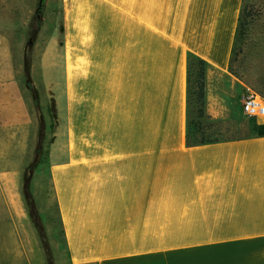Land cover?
Wrapping results in <instances>:
<instances>
[{"label": "crops", "instance_id": "1", "mask_svg": "<svg viewBox=\"0 0 264 264\" xmlns=\"http://www.w3.org/2000/svg\"><path fill=\"white\" fill-rule=\"evenodd\" d=\"M243 3L66 0L65 109L56 101L51 148L64 156L48 170L71 264H264V131L187 139L190 54L206 61V119L243 111L231 70ZM15 64L1 38L0 69ZM6 171L17 231L23 180ZM17 234L0 239V260L32 264Z\"/></svg>", "mask_w": 264, "mask_h": 264}, {"label": "rangeland", "instance_id": "2", "mask_svg": "<svg viewBox=\"0 0 264 264\" xmlns=\"http://www.w3.org/2000/svg\"><path fill=\"white\" fill-rule=\"evenodd\" d=\"M65 3L66 0H44L38 17L39 0H0V25L5 26L0 39L11 44L16 61L14 69H0V170L18 174L23 180L19 182V192L26 216L17 217L15 223H19L17 237L24 241V250L32 264H71L48 170L52 161L64 156L55 146L53 150L56 152L51 153L59 121L58 117H52L50 102L54 97L59 114H63ZM246 4L252 15L236 39L231 70L244 82V87L251 86L264 98V0H246ZM27 67L38 91V104L28 82ZM197 121V104L195 96L190 93L189 124L192 129ZM201 121L205 126L212 124L206 131L218 137L232 138L264 131V116L252 117L243 111L233 120L212 123L204 118ZM27 176H30L29 190L35 216L25 194ZM6 195L4 197L0 192V221L11 222L8 207H12L13 201ZM13 225L14 222L0 228L3 243L12 239L14 234L16 236ZM18 248L20 246H9L13 252ZM18 263L0 260V264Z\"/></svg>", "mask_w": 264, "mask_h": 264}, {"label": "trees", "instance_id": "3", "mask_svg": "<svg viewBox=\"0 0 264 264\" xmlns=\"http://www.w3.org/2000/svg\"><path fill=\"white\" fill-rule=\"evenodd\" d=\"M248 6L249 5L246 4V0H244L240 19H239L236 39L238 37L239 32L244 30V28H246L247 25L249 24L248 19L251 17L252 13L250 10H248L247 8ZM26 73L28 76L29 85L32 90L33 98L36 104H38L39 102L38 101L39 100L38 91L32 83V79H31L28 67L26 68ZM205 75H206V61L194 54H190L188 58V90H189V94L192 93L195 96V103L197 104V118L199 120L194 125L195 129H192V127H190V124H189L190 122L188 121L187 139H188V142L192 144L211 143V142H216V141L226 138V137L213 136L212 135L213 132H207L206 131L207 127H211L212 124L205 126V123L201 121V119L206 118L205 109H204ZM50 111H51L52 117L56 119L57 118V107H56V100L54 97H51ZM211 122L213 123L214 121H211ZM29 187H30V176H27L25 179V194L31 205L32 214H34L35 216V207L31 199V195H30L31 193H30Z\"/></svg>", "mask_w": 264, "mask_h": 264}, {"label": "built area", "instance_id": "4", "mask_svg": "<svg viewBox=\"0 0 264 264\" xmlns=\"http://www.w3.org/2000/svg\"><path fill=\"white\" fill-rule=\"evenodd\" d=\"M242 109L252 117L264 116V98L251 86L245 85L242 95Z\"/></svg>", "mask_w": 264, "mask_h": 264}, {"label": "water", "instance_id": "5", "mask_svg": "<svg viewBox=\"0 0 264 264\" xmlns=\"http://www.w3.org/2000/svg\"><path fill=\"white\" fill-rule=\"evenodd\" d=\"M43 3H44V0H39V4H38V8H37L38 17L41 16V11H42V8H43Z\"/></svg>", "mask_w": 264, "mask_h": 264}]
</instances>
